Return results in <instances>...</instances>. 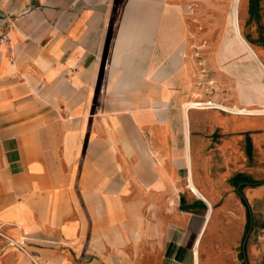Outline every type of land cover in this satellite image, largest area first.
Wrapping results in <instances>:
<instances>
[{"label": "crops", "instance_id": "obj_1", "mask_svg": "<svg viewBox=\"0 0 264 264\" xmlns=\"http://www.w3.org/2000/svg\"><path fill=\"white\" fill-rule=\"evenodd\" d=\"M184 1L0 0V264H199L215 207L264 264V112L209 106Z\"/></svg>", "mask_w": 264, "mask_h": 264}, {"label": "rangeland", "instance_id": "obj_2", "mask_svg": "<svg viewBox=\"0 0 264 264\" xmlns=\"http://www.w3.org/2000/svg\"><path fill=\"white\" fill-rule=\"evenodd\" d=\"M184 2L190 25L188 50L203 74V83L208 89L207 101L211 102L209 106L216 105L215 108L223 112L242 110H250L253 113L264 112V97H260L256 91H251L255 93L251 105L257 109L231 107L238 102L240 106L244 104L242 96L239 95L242 93L241 89L247 91L248 85L253 82L248 79V71L255 73L260 71L258 68L260 67L262 71L260 80L264 87V47L261 45V39L264 38V0H258L254 15L250 12V0H185ZM237 33L245 40L247 37L253 42L249 45L255 59L241 44L245 51L239 45ZM246 52L254 60L249 58ZM259 130L255 129L251 134L259 133ZM213 135L243 136L244 133L242 131L224 133L219 129ZM240 146L245 150L248 148L246 142ZM251 153V160L256 162L257 171L264 173V154L253 151V148ZM256 178L264 181V175ZM232 212L231 208L226 214L232 215ZM226 214H219L218 207L213 209L212 222L202 238L199 264L251 263L247 246L251 237L247 229L248 224L242 235V227H236L230 223V220L226 221Z\"/></svg>", "mask_w": 264, "mask_h": 264}, {"label": "trees", "instance_id": "obj_3", "mask_svg": "<svg viewBox=\"0 0 264 264\" xmlns=\"http://www.w3.org/2000/svg\"><path fill=\"white\" fill-rule=\"evenodd\" d=\"M257 7H258V0H250V12H251V14L254 15L255 10H256ZM246 39H247V41L249 43H251V44L253 43L247 37H246ZM261 45H262V47H264V38L261 39ZM248 154L250 156V148L248 149ZM230 182H231V185L237 187V192L241 196V201H242V203H243V205L245 207H247V203H246L245 199L242 196V191H241L242 188L246 184H250L252 186H257V185H260L261 184L260 182L254 181V180H252L251 178H249L248 176H246L244 174H237V175H235L234 177L231 178ZM247 229H246V231H247Z\"/></svg>", "mask_w": 264, "mask_h": 264}, {"label": "bare ground", "instance_id": "obj_4", "mask_svg": "<svg viewBox=\"0 0 264 264\" xmlns=\"http://www.w3.org/2000/svg\"><path fill=\"white\" fill-rule=\"evenodd\" d=\"M237 38H238V40H239V43L246 49V51H248L250 54H251V56H253L254 57V59H255V55H254V53H253V50H252V48L250 47V45L239 35V33H237ZM252 57V58H253ZM192 108V107H191ZM194 108V107H193Z\"/></svg>", "mask_w": 264, "mask_h": 264}]
</instances>
